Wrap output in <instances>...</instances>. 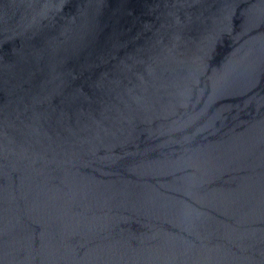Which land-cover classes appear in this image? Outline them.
Returning <instances> with one entry per match:
<instances>
[{
	"label": "water",
	"instance_id": "95a60500",
	"mask_svg": "<svg viewBox=\"0 0 264 264\" xmlns=\"http://www.w3.org/2000/svg\"><path fill=\"white\" fill-rule=\"evenodd\" d=\"M0 264H264V0H0Z\"/></svg>",
	"mask_w": 264,
	"mask_h": 264
}]
</instances>
